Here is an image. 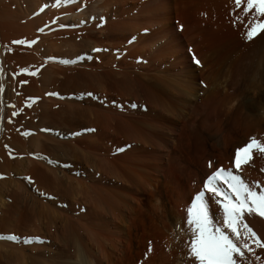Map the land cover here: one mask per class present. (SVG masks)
Returning a JSON list of instances; mask_svg holds the SVG:
<instances>
[{
	"label": "bare ground",
	"instance_id": "obj_1",
	"mask_svg": "<svg viewBox=\"0 0 264 264\" xmlns=\"http://www.w3.org/2000/svg\"><path fill=\"white\" fill-rule=\"evenodd\" d=\"M243 1L245 2V0ZM177 2H175V7ZM206 2H203V4L209 3L208 5H211L213 3V1L211 3ZM219 2H222L221 5L224 2L223 5H229V7L233 6L231 3L234 4V0H220L216 4ZM199 3L201 4V2ZM179 4L183 5L185 3ZM200 4H196L197 7ZM82 5L84 8L87 7V10H92L91 13L95 14L96 17H102L103 22H90V25H88L89 23L85 25L87 22L85 16L90 13L83 14L85 11L82 12ZM172 6L174 5H171L169 0H61L59 5L56 4V0H0V67L3 68L5 77L2 82H8L6 89L12 92L13 95L15 94L12 98L18 95V99L13 100L15 107H9L6 98L2 101L0 107L4 119V121L1 120L0 125V135L4 137L3 141L0 139V236L15 235L18 237L16 243L14 241V243L11 241V243H8V239H0L2 240L0 247L4 246L7 249L6 254H10L11 258L16 256V259H14L17 261L14 260L13 262L12 260V263L26 264V261H28V264H72L73 259H71V256L75 254L78 257L77 264H192L187 250L190 233L187 224L184 223V217L186 218V209L190 201L195 194L202 190L207 177L217 168H231L234 174L240 175L250 186H259L258 191L264 188V170H262L264 169V156H261L260 153L253 151V160L247 165H242L240 170L235 169L234 166L235 150L238 147L245 146L251 137H256L264 142V33L256 36L251 41L247 40V26H243L245 22H241L243 18L240 19L236 15L238 18L234 17L232 19V13H230L231 17L229 14L227 15L228 18L225 15L226 17L224 16L223 20H214L213 18L214 21L211 19L206 21L201 16L199 19L195 17L196 19L193 18L194 20L190 21L191 17L178 20V14L181 16L186 15V11L177 10L178 17L174 20L171 14ZM207 6H204V8H209ZM188 8L191 9V7ZM194 8L192 7V12L195 14ZM228 9L231 10L232 8ZM200 11H203V9ZM33 13L34 15L38 13V16L35 15L34 18ZM174 14H176V10ZM218 16L220 17L219 14ZM39 29H43V31L41 32ZM144 30L148 31L147 35H143L142 31ZM153 30H156V32H152L151 35ZM86 31H98V36L101 39L106 35L109 40L107 44L103 43L105 40L99 41L104 44H102L103 47L111 49L108 54L103 53L105 50L98 54V58L102 60H100V64L112 65L117 70L122 67L123 71L121 70L122 72L119 74L121 82L118 85L116 84V88H118L115 90L116 94L109 98V106L116 112L129 110L131 104L137 103L138 99H144L152 106H163V99L165 98H161L159 95L155 97L153 91L158 88L157 86L166 76L150 75V73L163 66L166 71L170 69L178 71L173 81L178 82L177 85L180 90L177 95L180 98L182 96L191 97L192 93L196 92L195 89H198L195 82L197 81L199 84V80L200 84L211 88L209 94L204 96L201 103L206 112L208 110L214 112V115H212L214 124L211 125L212 129H210L211 126L209 127L210 131L206 132L207 136L202 137L199 144L205 146L203 147V154L206 156L204 157L206 158L204 164H206V161H211L212 167L210 171L205 168L206 170L201 175L203 178L199 177L196 171L198 177L202 179L201 181L198 179L201 185L197 186L196 191L193 190L194 186L192 185L191 189V184H189V187L185 188L186 191H179L176 195L174 194V203L168 202L169 205H167V203H161V200L157 198L155 202L154 194L151 197L150 190L154 191L155 194L158 193L159 184L162 183V181L160 183L158 172L152 175L151 172L141 171L142 174L146 173L144 177L140 173L142 169L137 170V166L142 165V163L149 166L147 165L148 158L143 157L145 155L143 145H146V142L140 140L139 143H136L140 146L137 148L135 145L129 147L128 143L126 145L122 141L121 143L126 146L114 142L115 137L112 139L109 134L115 128L110 129V131L104 125L106 120L109 119L105 114L104 107L98 106V109L96 107L94 109V126L97 132V136H95L97 138L95 137L92 147L88 141V143L83 142V139H87V137H77L80 129H82L78 125L79 128H76V125V127H73V125L74 129H70V133L75 134L78 131L75 134L76 137L70 141H61L56 137L49 138V136H46L49 138L47 141L50 144V151L44 150L45 145L42 144L43 142L40 143V140L44 138L38 132L35 135V132H31L34 135L33 137H30L31 133H28L29 135L26 137L24 136L26 142L19 141L17 137L15 138L16 134L11 135L10 124L21 120L20 116L22 117V115L20 114L22 112H24L23 115H29L32 118L33 114L41 109L42 113L39 111L41 117L38 124L46 127L48 125L57 130L61 127L58 126V123H55V120L64 125L65 118L74 117L77 114V117L80 116L81 119H86L85 114L89 110L83 112L80 105L77 106L79 103H76L77 105L71 101L66 103L62 101V98L57 97L59 98L57 100L52 99L53 97L50 96L51 93L62 92L65 87L61 89V84H67L75 79L73 76L75 73L72 72L75 67H71L69 61V63H65L67 61L65 58L66 51L68 52V48L72 50L71 47L77 48V39L81 33ZM168 37H171L172 40L167 45H165L166 43L159 44L162 39L167 40ZM90 38L87 35L85 36L86 42L89 41L93 45L91 46L89 43L91 49L101 45L97 41L98 39ZM15 40H36L37 43L29 46L28 44H15L13 43ZM84 43L81 44L84 45ZM78 51L77 49V54ZM125 51L126 53L130 51L132 57L139 55L138 60L145 64L142 67L144 75L131 79L133 71L130 72V69H137L136 60L130 62L126 57H121L122 59L119 58L121 61H117V58L122 56L123 52L125 54ZM75 57L78 56L75 55ZM193 57L200 61L199 65H196ZM192 64H195L196 67ZM89 65H91L89 68L92 70L94 64L89 63ZM80 66L78 65L76 68ZM25 68L28 69V73L35 72L36 75L23 73ZM94 72H80L79 76L84 74L88 79L93 80V78L96 79ZM112 73L110 74L117 75L114 70ZM150 76L154 77L153 80L158 81L157 83L161 80L160 83L155 86ZM178 76L179 78H177ZM24 81H26L24 84L26 86L21 87ZM165 82L162 81L161 84L163 85ZM138 88L142 89L141 95L134 92ZM21 93L26 94L27 100H25L31 103L33 108L31 111L28 110L30 107L27 109L26 105L25 108L23 107L26 103L21 100V98L24 99ZM195 99L197 98L195 97ZM63 103L68 106L63 105ZM172 104L174 103L172 102ZM170 108L172 107L170 106ZM14 111L20 114L13 116ZM196 112L199 113V110L197 109ZM109 115L113 116V114ZM113 117L115 118V116ZM121 119L124 118L121 117ZM84 122L87 121L84 120ZM77 124L80 123L77 122ZM122 125L120 123V127ZM33 126L34 129V123ZM128 126L126 124V127ZM205 126L207 125L205 124ZM137 130L134 132H137ZM126 131L129 134L130 131ZM121 132L120 134H122ZM112 135L117 136L116 133ZM126 135L124 138H127ZM144 135L146 134L144 133ZM6 141H10L15 147L14 150H12V147L9 148V154H7L8 151L5 148ZM202 141L204 144H202ZM15 143L18 144L15 145ZM196 144L199 145L197 142ZM57 150L63 154L62 157L58 155L62 158L61 161H56V158L58 159V157H55ZM42 152H45L46 155L49 154L51 158ZM8 155H10V158L7 157ZM186 155L184 156L186 157ZM192 157L194 159V156ZM52 158L55 160H52ZM186 158L185 161L191 157ZM69 161L72 163L68 164L70 166L68 170L65 163ZM185 161H182L183 164H185ZM83 163L85 165H82ZM89 168L93 169V177H90L91 173L86 170H89ZM76 170L80 172V178L75 175ZM175 170L177 171V169ZM137 171H139L141 177ZM68 173L72 174L69 175ZM172 173L174 174V171ZM187 175L189 176V174ZM89 180H92V182L89 183ZM190 181L192 182V180ZM30 183L37 191L40 190L41 197L39 199L35 197V192L33 194V191L31 193L28 190ZM172 187L174 188V186ZM167 192L165 190V193ZM5 195L10 200L9 203H5L6 200H3ZM68 197H73L75 201H78L81 209L82 207L86 208L88 213L84 212L82 214L78 211V207L73 208L68 205L66 202ZM153 199L155 203H153ZM211 203L213 204L210 210L212 212L216 210L219 214V211H221L219 206L214 201H209V205ZM70 204L72 205V203ZM83 211L85 210L83 209ZM245 220L257 235L264 240V217L256 214H246ZM172 224L175 225V234L172 233ZM171 225L172 231L170 230ZM29 228L30 231L27 232L26 229L29 230ZM169 234L175 236L174 239L177 240L175 242L179 245H177V249L180 247L182 251L180 249L179 251L181 252L172 253L170 249L171 252L167 251L169 254H166V245H164L165 251L164 247H162V251L161 246L164 243L169 242L170 245V239L168 241ZM149 240L151 241L149 242ZM249 243L251 244V241ZM174 246L176 247V245ZM251 246L255 249L256 254L246 251L247 264H264V249H257L254 244H251ZM149 247H151V251H149ZM256 255L260 256L259 260L256 259Z\"/></svg>",
	"mask_w": 264,
	"mask_h": 264
},
{
	"label": "rangeland",
	"instance_id": "obj_2",
	"mask_svg": "<svg viewBox=\"0 0 264 264\" xmlns=\"http://www.w3.org/2000/svg\"><path fill=\"white\" fill-rule=\"evenodd\" d=\"M170 1V3H171V5H174V6H172V10H171V14H172V16L174 17V20H176L175 18H177L178 17V15H179V17L177 18L178 20H184V19H189V17H191L192 19H189L190 21L192 20H194V19H199L201 16H202V18H205L206 19V21L209 19H211V20H213V18H214V20H223V17L226 15H228L229 14V16H230V13H232L231 15H232V19H234V17L236 18L237 16H239V18L241 19V17L243 18L242 19V23H244L243 24V26L244 25H246L247 26V24H248V20L249 19H251L252 18V14L251 13H249L247 16L243 13V11L241 10V9H243V7L244 6H246V0H245V2L243 1L242 2V4H243V6L241 5V8L239 9V11H238V9L236 8V6H234L235 5V3L233 4V3H231L233 6H231V7H229V5L228 6H226V5H223L224 4V2H223V4L221 5V3L222 2H219V3H217L216 4V2H218V1H220V0H217V1H215V0H174L175 2H177V1H179V2H177L176 3V7H175V2L173 1V0H169ZM212 2L213 1V3H211V5H208V4H206V5H204L203 4V2ZM215 1V2H214ZM187 2V3H186ZM196 2V4H200L199 2H201V4L200 5H198L199 7H197V5L196 4H194ZM198 2V3H197ZM206 2V3H207ZM179 3H185V4H179ZM215 3V4H214ZM32 4V3H31ZM191 4V5H190ZM215 5L214 7H213V5ZM245 4V5H244ZM25 5V4H24ZM181 5V7H182V9H181V7H179ZM202 5H203V7H202ZM208 5V6H207ZM194 6H195V8H194ZM204 6H207V7H209V8H204ZM210 6H212L211 8H213L212 9V11H210L211 10V8H210ZM225 6H226V9H225ZM178 7H179V9H178ZM188 7H191V9L190 8H188ZM192 7L195 9V14L192 12L193 11V9H192ZM82 12H84L83 14H88V13H90L89 15H86L85 17H86V23H85V25H87V23H89L88 25H90L91 23H95V22H103L102 21V17L100 18V16L98 17H96L95 16V14H93V13H91L92 12V10L90 11V9H88L87 10V7L86 8H84L83 7V5H82ZM185 8H187V9H185ZM198 8V10H196ZM203 9V11H205V12H203V11H200V10H202ZM228 8H232L231 10L230 9H228ZM209 9V10H208ZM224 9V10H223ZM237 9V10H236ZM175 10H176V14H174L175 13ZM177 10H182L183 12H185L186 11V15H180V14H178L177 15ZM188 10H189V12H188ZM206 10H208V11H206ZM228 10H230V11H228ZM236 10V11H235ZM90 11V12H89ZM192 13H191V12ZM199 11V12H198ZM211 13H210V12ZM223 11V12H222ZM226 11H227V14H226ZM232 11V12H231ZM79 12V11H78ZM88 12V13H87ZM198 12V13H197ZM214 12V13H213ZM222 14H221V13ZM235 14H234V13ZM237 12H239V13H237ZM200 13H201V15H200ZM213 13V14H212ZM214 14H216V15H214ZM218 14L220 15V17L218 16ZM239 14V15H238ZM35 15L36 16H38V13L36 14L35 13ZM34 15V13H33V17L35 18L36 16ZM92 15V16H91ZM159 15H161V14H159ZM176 15V16H175ZM193 15V16H192ZM204 15H206V16H204ZM208 15V16H207ZM237 15V16H236ZM243 15V16H242ZM181 16V17H180ZM188 18H187V17ZM209 16H211L210 18H209ZM225 16V17H226ZM229 16H227V18L229 17ZM96 17V18H95ZM196 17V18H195ZM216 17H217V19H216ZM221 17H222V19H221ZM154 18H158V17H154ZM194 18V19H193ZM220 18V19H219ZM238 18V17H237ZM96 19V20H95ZM89 20V21H88ZM90 20H92V21H90ZM213 20V21H214ZM22 21H24V20H22ZM91 22V23H90ZM209 22V21H208ZM174 25H175V23H174ZM175 30V29H174ZM179 30H181V29H179ZM88 32V33H87ZM98 32V31H97ZM97 32H93V31H86V32H83V33H81L80 34V37H81V39H80V37L77 39V41H79L78 43H77V41H76V45L78 44H83L84 43V40H85V36L87 35V37L88 38H92V39H94L95 37H97L99 34L97 33ZM152 32H156V30H153V31H151V35H152ZM174 32V31H173ZM94 33H96L95 35H97V36H95L94 35ZM142 33H143V35H147L148 34V31H146V30H144V31H142ZM150 34V33H149ZM89 35V36H88ZM173 35L174 36H176L174 33H173ZM83 37H84V40H83ZM99 37V36H98ZM95 38V39H98L97 41L99 42V41H102V40H105L103 43H108L109 42V40H108V38L106 37V35L105 36H103L102 37V39H101V37H99V38ZM104 37H105V39H104ZM165 37V36H164ZM172 38H173V36H171ZM171 37H168V39L167 40H161V42L159 43V44H161V45H163V44H165V45H167V43L170 41V40H172V38ZM90 38V39H91ZM107 38V39H106ZM83 40V41H82ZM108 40V41H107ZM163 42V43H162ZM89 41L88 42H86V40H85V43H84V45H77V48H75V47H71L72 48V50H69V48H68V52L66 51V56H65V58L67 59V61H69V62H71V64L69 63V65H72L71 67H75L74 69L75 70H73L72 72L73 73H75L73 76H74V78L75 79H73V80H71V81H66V82H68L67 84L66 83H63V85L61 84L60 86H61V89L62 88H64V89H62V92H59V91H57V92H54V93H51V98L52 99H57V100H59V98H62V101H64V102H68V103H70V101L71 102H74L75 104L76 103H79L77 106H79L80 105V108L82 109V111L84 112L85 110H89L88 111V113L87 114H85V116H86V119L84 118V119H81L80 118V116L79 117H77L78 116V114L77 115H75L74 117H69V118H65V126L64 125H62V123L60 124V122H58V120H55L56 122V124L58 123L59 125L58 126H60L61 128L60 129H55V128H51V127H49L48 125H47V127L44 125V126H42V125H39L38 123H40V114L42 113L41 112V109L40 110H38V111H36V113H34L35 115H36V117H34L35 115L33 114V116H32V118L29 116V115H23V113L24 112H22L20 115H22V117L20 116V118H21V120H18V122L17 123H11L10 124V127H11V129H12V132H11V135H13L14 136V134H16L15 135V138L17 137V139H19V141H22V142H26V140H25V137L26 136H28L29 134L28 133H34V135L36 134V132H38L40 135H42L43 136V138L44 139H42V140H40V143H42V144H44V145H42V146H44V150H46V151H50L49 150V148H50V144H49V142L47 141V139H49L50 137H52V138H54V137H56V138H58L59 140H61V141H70V140H72V139H74L75 137H76V135L75 134H77L78 133V131L74 134V133H70L69 131H70V129L71 130H73L74 128L73 127H76L77 125L79 126V127H81L82 129H80V132H79V136H77L78 138L80 137V136H85V137H87V139L85 138V139H83V142L84 143H88L89 142V144H90V146L92 147V145L94 144L93 142H95V137L97 136V132L95 131L96 130V127L94 126L95 125V115H94V109H96L98 106L99 107H104V110H105V114H107V117L109 118L108 120H106V123H104V125L107 127V129H114L115 128V130H113V131H116V130H119V131H116V132H113V131H111V133L109 134V136H111L112 137V139H113V141L114 142H116V143H121V141L124 143V144H126L127 145V143H128V145H129V147L130 146H132V147H134V145H135V147L137 148V147H140L139 145H137L136 143H139V141L141 140V141H145L146 142V145L144 144L143 145V147H144V150H145V155L143 156L144 158L146 157V158H148L147 159V165H149V166H146V165H144L143 163H142V165L140 164V165H138L137 166V170L139 169H142V170H140V173H141V171L143 172L144 170H145V172L146 173H153L152 175H154V173L155 172H158L157 174L159 175V179H160V183H161V181H162V183H164L163 185H162V183L161 184H159V187H158V193H154V191H152V190H150V188H149V190L151 191L150 192V194H151V197H153V194H154V199H155V202H156V198L158 199V200H161L160 202L161 203H167V205H169L168 204V202H170V203H174V201H173V199L175 198V195H176V193L177 192H179V191H182V192H184V191H186V189L185 188H187V187H189V184H191L190 185V187H191V189H192V187H193V190L194 191H196L197 189H198V187H199V185H201V183L199 184V182L202 180L201 178H203L201 175H203V173H204V171L207 169L208 171H210L211 170V167H209V163H211V161H206V164H204L205 163V159L206 158H204V157H206V156H204V154H203V150H204V148L203 147H205L204 145L203 146H200L201 144H199V142L201 141V139H202V137H206L207 136V133H208V131H210V129H212V126L211 125H213L214 124V118H213V116L212 115H214V112L212 111L211 112V110H210V112H209V110L206 112L205 110L206 109H203L202 108V100H203V98H204V96H206V95H208L209 94V92H210V90H211V88L210 87H206V85H202V84H200L201 82H200V80H199V84L197 83V81L195 82V85L197 86H195L196 88H198V89H195V93L193 92L192 93V95H191V97L190 96H182V98H180V96H178L177 95V93L179 92V88H178V82H174L173 81V79L177 76V73H178V71L176 70V69H170V70H168V71H166V68L163 66V67H161V68H158L157 70H155L153 73H150V75H154L155 76V74H157V75H165L166 77L164 78V80H162V81H166L163 85L161 84L162 83V81H161V83H160V81H159V83H157L158 81H154L153 79H154V77H152V76H150L151 77V80H153V82H154V84H155V86L156 85H158L159 84V86H157L158 88H160V86H162L160 89H158V88H156L154 91H153V89H152V91L154 92V96L155 97H157V95H159L161 98H165V99H163V102H164V104L166 105H164L163 104V106L161 105L160 107H156V106H152L151 104H149V103H147V102H145V100L144 99H138L137 100V103H135V104H131V107L129 108V110H122L121 112L122 113H124V114H122L121 112H116L115 110H113L110 106H109V98H111L112 96H115V94H116V91L115 90H117L118 88H116L117 86H116V84L118 85V83H120L121 81H120V76H119V74L123 71L122 70V67H120L119 68V70H117V69H115V67L114 66H112V65H109V66H107V65H105V64H100L101 63V58H98V54L99 53H101V52H103L104 50V52L103 53H110V48L109 47H103V43H100L101 45L99 46V47H96L97 49L98 48H100V50L101 51H95L94 49H96L95 47H92V49H91V46H93L91 43H90V45H89ZM88 46H87V45ZM103 44V45H102ZM79 50L78 51V54H77V52H76V50ZM89 48V49H88ZM105 48V49H104ZM82 49V50H81ZM86 49V50H85ZM75 51V52H70V51ZM82 51V52H81ZM70 52V53H69ZM80 52H81V54H80ZM74 53V54H73ZM128 53V54H127ZM127 53H126V51H125V54H124V52L122 53L123 55L122 56H119L118 58H117V61L119 60V58H127V59H129V61L130 62H133V61H135V63H136V65H137V69H130V72H132L131 73V79H135V77H137L138 78V76H142V75H144V71H143V69H142V67H144L145 66V64H143V62L142 61H139L138 60V57H139V55H136V56H134V57H132L133 55H132V53L129 51H127ZM67 54H68V56H67ZM74 55V56H73ZM75 55L76 56H78V57H75ZM96 55V56H95ZM128 55V56H127ZM131 55V56H130ZM96 57H97V59H96ZM132 57V58H131ZM75 60H74V59ZM77 58V59H76ZM121 58V59H122ZM98 59H99V61H98ZM132 59V60H131ZM101 60V61H100ZM98 61V62H97ZM121 60H119V62H120ZM75 62V63H74ZM78 62V63H77ZM94 62V63H93ZM89 63L90 64H94L93 65V69L91 70L89 67H91V65H89ZM111 63V62H110ZM118 63V62H117ZM134 63V64H135ZM75 64V65H74ZM80 66V67H78V68H76V66ZM85 65H86V68H85ZM142 65V66H141ZM168 65V64H167ZM193 66H195L196 67V65L195 64H192ZM94 66H95V68H94ZM105 66V67H104ZM71 67H70V69H71ZM98 67H100V68H98ZM111 67V68H110ZM82 68V69H81ZM84 68V69H83ZM89 68V69H88ZM79 69V70H78ZM108 69H110V70H112V72H113V70L115 71V72H117L116 74L117 75H112L113 73L112 72H110V70H108ZM96 70V71H95ZM98 70V71H97ZM122 70V71H121ZM132 70V71H131ZM76 71V72H75ZM95 71V72H94ZM118 71H120V72H118ZM78 72V73H77ZM80 72H90V73H92V72H94V74L96 75L95 77H96V79L95 78H93V80H90V78L88 79L86 76H84V74L82 75V76H79V73ZM135 72V73H134ZM110 73H112V74H110ZM142 73V74H141ZM77 74V75H76ZM108 74V75H107ZM148 75V74H147ZM72 76V77H73ZM147 77V76H146ZM149 77V76H148ZM77 78V79H76ZM167 78V79H166ZM177 78H179V76L177 77ZM92 79V78H91ZM166 79V80H165ZM175 81H177V80H175ZM7 84H6V83ZM156 82V83H155ZM0 83H2L3 85H4V88H5V90H4V92H3V94H0V107H1V103H2V101L6 98V100L8 101L7 103L9 104V107H13V103H14V101L13 100H17L18 99V95L14 98H12V96H15V94L13 95V93L12 92H9L8 91V89H6V87H7V85H8V82L7 81H4V82H2V81H0ZM25 83H23L22 82V84H21V87L22 86H26V85H24ZM96 86H98L97 88H96ZM71 87V88H70ZM74 87V88H73ZM96 88V89H95ZM116 88V89H115ZM69 89V90H68ZM78 89V90H77ZM82 89V90H81ZM207 89H208V91H207ZM64 90V91H63ZM67 90V91H66ZM102 90V91H101ZM202 90V91H201ZM96 91V92H95ZM121 91V90H120ZM162 91V92H161ZM194 91V90H193ZM64 92V93H63ZM71 92V93H70ZM134 92H137L139 95H141L142 94V89H140V88H138V90L137 91H134ZM11 93V94H10ZM62 95H61V94ZM113 93H114V95H113ZM118 93V92H117ZM9 96H8V95ZM22 94V93H21ZM20 94V95H21ZM24 94H22L21 96L22 97H24V99H22L21 98V100H24L23 102H25L26 104H24V108H25V105L27 106L26 107V109L28 108V104H31V103H28L26 100H27V97H25L26 96V94L23 96ZM104 95V96H103ZM55 97V98H54ZM57 97H59V98H57ZM181 99H179V98ZM195 97L197 98V99H195ZM17 98V99H16ZM28 98H30V97H28ZM32 98V97H31ZM96 98V99H95ZM187 98V99H186ZM26 99V100H25ZM184 99V100H183ZM10 100V101H9ZM107 100V101H106ZM130 100V99H129ZM179 100V101H178ZM102 101V102H101ZM106 101V102H105ZM167 101V102H166ZM178 101V102H177ZM181 101V102H180ZM182 101H185L184 103L182 102ZM187 101H189V102H187ZM16 102V101H15ZM172 102L174 103V104H172ZM178 104H177V103ZM133 103V102H132ZM83 104V105H82ZM148 104V105H147ZM11 105V106H10ZM63 105H65L64 103H63ZM104 105V106H103ZM135 105V106H134ZM147 105V106H146ZM65 106H68V105H65ZM83 106V107H82ZM88 108H87V107ZM107 106V107H106ZM134 106V107H133ZM170 106L172 107V108H170ZM184 106V107H183ZM86 107V108H85ZM91 107V108H90ZM96 107V108H95ZM133 107V108H132ZM137 107V108H136ZM152 107V108H151ZM163 109H162V108ZM178 107V108H177ZM58 108V107H57ZM106 108V109H105ZM111 108V109H110ZM160 108V109H159ZM201 108V109H200ZM33 108H32V106L30 107V109L28 108V110H32ZM98 109V108H97ZM131 109V110H130ZM199 110V113H197L196 112V110ZM108 110H110V111H108ZM41 113H40V112ZM53 111H54V109H53ZM107 111H108V113H107ZM204 111V112H203ZM39 112V113H38ZM112 112V113H111ZM114 112V113H113ZM130 112V113H129ZM202 112V113H201ZM117 113V114H116ZM121 113V114H120ZM128 113V114H127ZM209 113V114H208ZM93 114V115H92ZM109 114H113V116H115V118L112 116V115H109ZM202 114H204L205 115V117H204V115H202ZM206 114H208L207 116H206ZM0 115L2 116V113H1V111H0ZM84 115V114H83ZM93 117H92V116ZM195 115H196V117H195ZM8 116V115H7ZM6 116V117H7ZM26 116V117H25ZM119 116H120V118H119ZM174 116V117H173ZM200 116V117H199ZM24 117V118H23ZM92 117V118H91ZM121 117L122 118H124V119H121ZM203 117V118H202ZM211 117V118H210ZM30 118H31V120H30ZM71 118H73V119H71ZM111 118V119H110ZM24 119V120H23ZM71 121H69V120ZM126 119V121L124 122V120ZM151 119V120H150ZM204 119V120H203ZM35 120V121H34ZM82 120V121H81ZM87 121V122H84L83 123V121ZM112 120V121H111ZM114 120V121H113ZM119 120V121H118ZM121 120H123V121H121ZM213 122H212V121ZM2 121H4V119H2ZM25 121H26V124H25ZM76 121V122H75ZM142 121V122H141ZM150 121V122H149ZM154 121V122H153ZM162 121V122H161ZM198 121V122H197ZM32 122V123H31ZM66 122H68V123H66ZM75 122V123H74ZM77 122L78 123H80V124H77ZM161 122V123H160ZM171 122V123H170ZM27 123H31L32 124V127H31V124L28 126L27 125ZM33 123L35 124V128L38 130H36L35 128L33 129ZM86 123V124H85ZM120 123H121V125L123 124L124 125V123H125V125H124V127H123V125L120 127ZM196 123V124H195ZM208 123H210V124H208ZM212 123V124H211ZM69 124H71V125H69ZM81 124H83L82 126H81ZM126 124H127V126L128 125H131V126H128V127H126ZM136 124H138V125H136ZM195 124V125H194ZM205 124L207 125V126H205ZM0 125H1V120H0ZM68 125H69V127H68ZM74 125V126H73ZM76 125V126H75ZM116 125H118V126H116ZM133 125V126H132ZM151 125V126H150ZM194 125V126H193ZM27 126H28V128H27ZM73 126V127H72ZM76 127V128H79V127ZM90 126H91V128H90ZM113 126H115V127H113ZM134 126H135V128H136V126H137V128H136V130L137 129H139V130H137V132H134V131H136V130H134L135 128H134ZM161 126V127H160ZM206 127V129H205V127ZM211 126V127H210ZM32 128V129H30V128ZM72 127V128H71ZM93 127H94V130H93ZM209 127H210V129H209ZM13 128H14V130H13ZM66 128H69V129H66ZM124 128V129H123ZM128 128V129H127ZM150 128V129H149ZM15 129H16V131H15ZM123 130V132H121L122 130ZM126 130H128V132H129V134L127 133V131ZM132 130V131H131ZM134 130V131H133ZM23 131V132H22ZM15 132V133H14ZM120 132L122 133V134H120ZM132 132V133H131ZM207 132V133H206ZM3 133V132H2ZM31 133V134H32ZM115 134L116 133V135L117 136H113L112 134ZM117 133H119V134H117ZM131 133V134H130ZM134 133V134H133ZM144 133L146 134V135H144ZM173 133V134H172ZM30 134V137L32 136H34L33 134L31 135ZM74 134V135H73ZM128 136H127V135ZM148 134V135H147ZM53 135V136H52ZM55 135V136H54ZM58 135H60V136H58ZM93 135V136H92ZM96 135V136H95ZM122 135H123V137H122ZM126 135V137L127 138H124V136ZM129 135H130V137H129ZM132 135V136H131ZM138 135H140V136H138ZM146 136V137H144V136ZM25 136V137H24ZM46 136H49V138H47ZM93 138H92V137ZM119 136V137H118ZM122 138H124V139H122ZM150 136H152V137H150ZM2 137V138H1ZM91 137V138H90ZM117 137V138H116ZM137 139H136V138ZM157 137V138H156ZM4 137L3 136H1L0 135V139H1V141H3L2 139H3ZM97 138V137H96ZM131 138V139H130ZM133 138V139H132ZM117 139V140H116ZM120 139V140H119ZM126 139H129V140H127L126 141ZM152 141H151V140ZM199 139V141H197ZM25 140V141H24ZM133 140V141H132ZM196 140V141H195ZM0 141V142H1ZM8 141V140H7ZM6 141V142H7ZM86 141V142H85ZM88 141V142H87ZM131 141V142H130ZM147 142H149V143H147ZM196 142L199 144V145H197L196 144ZM10 141L9 142H7L6 144H5V148H6V150L8 151L7 152V154H9L10 153V151H9V148H11L12 147V150H14L15 149V147L13 146L14 144L13 143H10ZM93 143V144H92ZM130 143V144H129ZM132 143V144H131ZM18 143H15V145H17ZM49 144V145H48ZM122 144V143H121ZM124 144H122V145H124ZM148 144V145H147ZM202 144H204V142L202 141ZM8 147H7V146ZM12 145V146H11ZM80 145H81V143H80ZM126 145H124V146H126ZM137 145V146H136ZM193 145V146H192ZM197 145V146H196ZM182 146V147H181ZM142 147V146H141ZM148 147H150V148H147ZM163 147V148H162ZM200 147V149H198ZM202 147V148H201ZM8 148V149H7ZM153 148V149H152ZM151 149V150H150ZM197 151H196V150ZM155 150V151H154ZM181 150V151H180ZM192 150V151H191ZM118 151V150H117ZM148 151V152H147ZM188 151V153H186ZM192 153V154H189L190 152ZM61 151H59V150H57V153H56V155H55V157H58V159L56 158V161H61V157H62V152L60 153ZM152 152V153H151ZM157 152V153H156ZM194 152H195V155H194ZM42 153H44V155H46L45 154V152H42ZM149 153V154H148ZM154 153V154H153ZM162 155H161V154ZM188 154V155H190L189 157H191V158H189L188 157V155H186V154ZM197 153V154H196ZM147 154V155H146ZM61 156V157H59V156ZM184 155H186V157L184 156ZM10 155H8L7 157H9ZM46 156H48V157H50L51 158V156L48 154V155H46ZM53 156V155H52ZM159 156V157H158ZM192 156H194V159H193V157ZM54 157V156H53ZM155 157V158H154ZM181 157H185L186 159H188V160H186L185 161V158H181ZM10 158V157H9ZM168 160H167V159ZM171 158V159H170ZM179 158H180V160H179ZM182 159V160H181ZM184 159V160H183ZM52 160H55V159H53L52 158ZM164 160V161H163ZM167 161V162H166ZM182 161H185L184 163L185 164H183V162ZM191 161V162H190ZM120 162V161H119ZM118 162V163H119ZM164 162H165V164H164ZM70 163H72V162H66L65 163V167H66V169H68L69 170V165L68 164H70ZM164 165H163V164ZM171 163V164H170ZM200 163V164H199ZM120 164V163H119ZM162 164V165H161ZM168 164V165H167ZM199 164V165H198ZM208 164V165H207ZM82 165H85L84 163L82 164ZM150 165H151V167H150ZM166 165V166H165ZM182 165V166H181ZM205 167H204V166ZM161 166H163L162 168H160ZM165 166V167H164ZM170 166H171V170H173L174 171V174L171 172V170H170ZM173 166V167H172ZM175 166V167H174ZM178 168H177V167ZM180 166V167H179ZM195 168H194V167ZM198 166V167H197ZM83 167V166H82ZM140 167V168H139ZM145 167V168H144ZM193 168V170H192V168ZM208 167H209V169H208ZM148 168V169H147ZM160 168V169H159ZM169 168V169H168ZM179 168H181L182 169V172H181V169H179ZM206 168V169H205ZM83 169V168H82ZM159 169V170H158ZM167 169V170H166ZM175 169H177V171L175 170ZM203 169V170H202ZM87 171H89V173H91L90 175V177H93L94 176V172H93V169H91V168H89V170L88 169H86ZM169 170V171H168ZM178 170H180V171H178ZM192 171V172H190V171ZM164 171V172H163ZM168 171V172H167ZM196 171H197V173H198V175H199V177H201V178H199L198 177V175H197V173H196ZM67 172H69V171H67ZM93 172V173H92ZM138 172V174H139V176L141 177V174L139 173V171H137ZM160 172V173H159ZM178 172V173H177ZM186 172H187V174H189V176L186 174ZM202 172V173H201ZM146 173H143L142 175H144V177L146 176ZM192 173V174H191ZM69 175H71L72 173H68ZM180 174V175H179ZM195 174H196V176H197V178H196V176H195ZM74 175V174H73ZM75 175L77 176V178L79 177L80 178V176H81V174H80V172L78 171V170H76V173H75ZM174 175V176H173ZM177 175V176H176ZM191 175H192V177H191ZM188 176V177H187ZM167 177V178H166ZM175 177V178H174ZM191 177V179H189ZM171 178V179H170ZM180 178V179H179ZM183 178V179H182ZM144 179V178H143ZM165 179V180H164ZM200 181H199V180ZM172 180V181H171ZM190 180H192V182L190 181ZM194 180V181H193ZM198 180V181H197ZM90 181L92 182V180H89V183H90ZM173 181H174V183H173ZM176 181H177V183H176ZM196 181V182H195ZM189 182V183H188ZM198 182V183H197ZM194 183V184H193ZM173 184V185H172ZM175 184V185H174ZM179 186H178V185ZM188 184V185H187ZM30 186V188H28V190H30V192L32 193V191H33V194H34V192L36 193V195H35V197H37V199H39V197H41L40 195L41 194H39L40 193V190H36L34 187H33V185H31V183L29 184ZM161 185V186H160ZM193 185V186H192ZM171 186V187H170ZM172 186H174V188L172 187ZM198 186V187H197ZM176 187V188H175ZM160 188V189H159ZM175 189V190H173V189ZM32 189H34V190H32ZM167 189H168V192H167ZM184 189V190H183ZM161 190H162V193H161ZM165 190H166V192L167 193H165ZM171 191H173V192H171ZM171 192V193H170ZM171 194V196H170V194ZM187 193V192H186ZM167 194V195H166ZM175 194V195H174ZM183 194V193H182ZM188 194V193H187ZM187 194H184V195H187ZM162 195H163V197H164V195H165V197H166V199H165V197L163 198L162 197ZM169 195V196H168ZM158 196H159V198H158ZM162 197V198H161ZM170 198V199H169ZM182 198H185V197H182ZM154 199H153V203H155L154 202ZM168 199V200H167ZM3 200L5 201V203L7 202V203H9V199H7V196L5 195L4 197H3ZM2 200V201H3ZM8 200V201H7ZM157 200V202L159 203V201ZM162 200H165V201H162ZM75 202V203H73V202ZM66 202L68 203V205H70L71 207H73V208H77L78 207V211L79 212H81L82 214L84 213V212H87L88 213V210H86V208H84V207H82V209H81V206L78 204V201H75L74 200V198L73 197H68L67 199H66ZM65 202V204H67ZM70 203H72V205L70 204ZM76 203H77V206H76ZM80 203V202H79ZM75 204V205H74ZM212 204L213 203H211L209 206H210V209H211V207H212ZM79 205V206H78ZM190 205V204H189ZM213 207H214V205H213ZM87 208H88V205H87ZM81 209V210H80ZM85 210V211H83L82 212V210ZM218 210V209H217ZM90 211V210H89ZM210 212H211V214L213 215V217L215 218V216L217 217L218 216V212L215 210L214 212H212L211 210H210ZM220 212V211H219ZM90 213V212H89ZM90 214H92V213H90ZM217 214V215H216ZM86 217V216H85ZM87 218V217H86ZM185 219V220H184ZM184 223H185V225L187 224L186 223V218L184 217ZM173 225V224H172ZM172 225L170 226V230L172 229L173 230V234H175L174 233V231H175V225H173V227H172ZM172 227V228H171ZM171 230V231H172ZM26 231L27 232H29L30 231V228H29V230L28 229H26ZM174 237L175 236H172V234H169V237H168V241H169V239H170V245L167 243H164L162 246H161V248L162 247H164V245H166V248L164 247V251H165V249H166V251L165 252H171V250H172V253H175L176 251L177 252H181L182 250L180 249V247L177 249V247L179 246L178 244H176V242H177V240H176V238L174 239ZM173 238V239H172ZM13 242L12 240H8V243H11V242ZM16 242L18 241V240H15ZM14 241V242H15ZM151 240H149V242H150ZM175 242V244H174V242ZM0 242H2V240H0ZM13 242V243H14ZM15 242V243H16ZM167 242V241H166ZM173 243V244H172ZM174 246V245H176V247L174 246H172V245ZM178 245V246H177ZM167 246H169V247H167ZM173 248H172V247ZM171 247V248H170ZM2 248V249H1ZM171 249V250H170ZM174 249H177V250H174ZM179 249L181 250V251H179ZM174 250V251H173ZM5 251H7V249L6 248H4V246L3 247H0V254L2 255V257L0 258V264H11L12 263V260H13V262H14V260L16 259L15 257V259L12 257L11 258V256H9L10 254H6L7 252H5ZM162 251H163V248H162ZM166 253V254H169V253ZM165 254V253H164ZM63 255H65V254H63ZM13 256H14V254H13ZM74 256V257H73ZM73 257V258H72ZM11 259V260H10ZM71 259H73L72 260V264L74 263V264H77V262L76 261H78V257L74 254H72V256H71ZM15 261H17V260H15ZM12 264H14V263H12ZM26 264H28V261H26Z\"/></svg>",
	"mask_w": 264,
	"mask_h": 264
},
{
	"label": "snow or ice",
	"instance_id": "obj_3",
	"mask_svg": "<svg viewBox=\"0 0 264 264\" xmlns=\"http://www.w3.org/2000/svg\"><path fill=\"white\" fill-rule=\"evenodd\" d=\"M60 2L61 0H56L57 5ZM242 2L243 0H234L237 9L241 8ZM242 11L246 16L252 14L246 29V38L251 41L264 33V0H246ZM39 31L42 32L43 29ZM13 43L31 46L37 41L15 40ZM193 59L197 65L200 64L198 59ZM23 73L36 75L35 72L28 73L26 68ZM4 78L3 68L0 67V81ZM4 90V85L0 83V94ZM18 114L17 111L12 113L13 116ZM2 119L0 116V120ZM253 151L264 156V142L256 137H251L245 146L235 150V169L240 170L242 165L249 164L253 160ZM209 167H212L211 163ZM258 187L250 186L240 175L234 174L231 168H217L207 177L202 190L195 194L186 209V223L190 233L187 250L192 264H247L246 251L256 254L251 244L257 249H264V240L245 220L246 214L264 217V188L258 191ZM209 201H214L221 210L216 218L210 213ZM0 239L15 241L18 237L0 236ZM256 259L259 260L260 256L256 255Z\"/></svg>",
	"mask_w": 264,
	"mask_h": 264
}]
</instances>
